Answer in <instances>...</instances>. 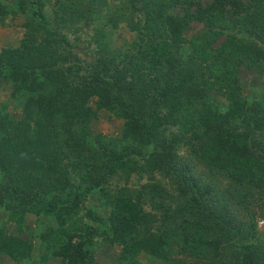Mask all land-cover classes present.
<instances>
[{
	"label": "trees",
	"instance_id": "1",
	"mask_svg": "<svg viewBox=\"0 0 264 264\" xmlns=\"http://www.w3.org/2000/svg\"><path fill=\"white\" fill-rule=\"evenodd\" d=\"M122 2L141 16L130 25L135 39L118 54H101L91 81L74 84L69 62L76 56L60 29L86 20L93 9L81 8V0H0V24L24 31L16 44L0 48V91L11 88L0 102V206L18 228L0 226V264L3 257L32 258L33 243L20 234L25 212L45 213L55 223L38 233L41 264H108L96 259L101 249L114 252L112 264H264L258 227L264 222V91L253 98L243 92L244 69L264 74V0ZM124 13L109 22L116 26ZM188 31L197 35L188 38ZM101 109L121 118L123 133L139 143L160 145L159 157L167 152L160 165L174 176L178 197L157 184H142L137 193L100 187L110 206L100 229L70 222L94 193V174L125 169L130 159L111 145L114 139L88 137L85 126ZM169 126L176 130L162 139ZM180 144L240 189L220 196L193 166L177 168L170 150ZM146 194L150 210L142 203ZM88 211L102 220L93 207Z\"/></svg>",
	"mask_w": 264,
	"mask_h": 264
},
{
	"label": "rangeland",
	"instance_id": "2",
	"mask_svg": "<svg viewBox=\"0 0 264 264\" xmlns=\"http://www.w3.org/2000/svg\"><path fill=\"white\" fill-rule=\"evenodd\" d=\"M9 1L10 0H6V2ZM107 1L108 5L105 6L101 4L99 0H81V8L86 7L89 10L93 9L91 12L92 14H87L86 20L76 21L73 26L62 27L60 29L61 32L66 34L70 43H72L73 52L76 56L75 58L72 57L69 62L71 66L70 79L74 84H85L91 81V66L101 54H118L125 50L127 45L135 39L136 33L132 31L130 25L140 21L141 16L136 12L128 10V6L123 3L122 0ZM121 7L124 10H122ZM122 11H125V13L121 16V19L117 21V25L113 26V24L109 22V17H117ZM89 15L90 17L87 18ZM21 20L22 19H18L16 22H21ZM5 22L8 23V19ZM3 26H5V23L3 25L0 24V48L16 44L22 38L24 31L21 28ZM195 35H197V33L191 31L186 32L188 38ZM188 48L187 45L183 46L181 48L182 54H188ZM120 68L122 69V67ZM243 72V92L245 95L249 98H253L256 95L262 94L264 91V74L259 75L258 73L246 69H244ZM115 92L118 93L117 91ZM10 93L11 88L9 86L1 90L0 102L8 101ZM113 95H115V93ZM215 100L221 103L224 102V99L220 97H215ZM96 101L97 96L94 95L88 99V104L95 106ZM12 113L14 116H20V110L15 109ZM85 129L88 130L87 135L90 139H114L111 145L116 149H122L125 155L129 154L130 159L128 164L125 165V169H118L119 171L109 175H105L102 172L94 174L92 179L96 182V189H94V193L88 194L82 200L76 217L71 219L73 221H71L70 224L74 222V224L86 225L92 222V224L100 225V229L102 226L107 225L106 217L109 215L110 206L108 205L109 203L101 197L103 195L101 191H99L100 187H104L106 192L109 193H113L121 187H124L127 192L137 193L141 190L142 184L147 186L157 184L160 189L164 188L169 191L170 194H174L176 198L178 197V189L173 180L174 176L164 172L160 165L161 158L167 157V152L162 156L160 155V157L156 153V151L160 150V145H155L152 142L147 144L139 143L138 139L123 133V120L103 109L97 112L96 119L86 124ZM175 130L176 127L169 126L160 137L166 139L170 136L171 131ZM170 154V158H173L172 162L177 168L180 169L184 164L193 166L192 172L198 174L204 184L208 183L214 186L217 194L220 196H228L231 192V194H233L241 187L229 182L216 172L207 170L199 162H196L190 149L185 144H180L178 147L172 148ZM150 157L158 159L149 162L147 160ZM105 160L106 157L100 159L101 162ZM150 169L153 171V176L151 177H149L148 174ZM142 198L144 207L150 210L152 199H150L148 194L142 195ZM174 198L169 199L173 207H175L178 202V200ZM232 198L235 200L233 196ZM240 206V204H237L235 208L238 212V217L244 221L246 220V216L244 215L242 206ZM92 207L97 212V216L102 218L101 221L89 218L88 210ZM9 213L7 208L0 206V226H3V229L7 232L18 233L17 224L11 219ZM47 225L55 226V223L53 219L48 217L45 213L25 212L21 225L23 229H21L22 231H20V234L22 237H27L32 241L34 246L32 258L28 262L12 263L7 258L3 257L1 260L2 264H41L38 263L39 259L37 253L42 252L43 249L38 240V233L44 230ZM71 227L73 228V225ZM258 227L259 230L264 229L263 220L259 221ZM96 236L101 237V233ZM116 250H119L118 246H116ZM107 253L108 255H106ZM111 254H114V252L110 253L105 249H101L97 252L96 259L101 262L112 264L110 261L111 258L108 257ZM175 257L182 258V255L177 254ZM145 263L148 264L147 261H145Z\"/></svg>",
	"mask_w": 264,
	"mask_h": 264
},
{
	"label": "built area",
	"instance_id": "3",
	"mask_svg": "<svg viewBox=\"0 0 264 264\" xmlns=\"http://www.w3.org/2000/svg\"><path fill=\"white\" fill-rule=\"evenodd\" d=\"M262 222V221H261Z\"/></svg>",
	"mask_w": 264,
	"mask_h": 264
}]
</instances>
